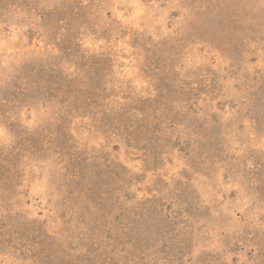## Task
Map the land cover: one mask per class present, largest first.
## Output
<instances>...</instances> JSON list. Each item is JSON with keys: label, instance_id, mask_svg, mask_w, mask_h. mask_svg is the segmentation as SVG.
<instances>
[{"label": "rangeland", "instance_id": "rangeland-1", "mask_svg": "<svg viewBox=\"0 0 264 264\" xmlns=\"http://www.w3.org/2000/svg\"><path fill=\"white\" fill-rule=\"evenodd\" d=\"M0 264H264V0H0Z\"/></svg>", "mask_w": 264, "mask_h": 264}]
</instances>
